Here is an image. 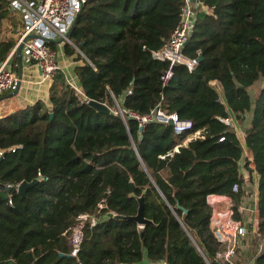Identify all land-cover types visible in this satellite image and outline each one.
Returning a JSON list of instances; mask_svg holds the SVG:
<instances>
[{"label": "trees", "instance_id": "1", "mask_svg": "<svg viewBox=\"0 0 264 264\" xmlns=\"http://www.w3.org/2000/svg\"><path fill=\"white\" fill-rule=\"evenodd\" d=\"M200 1L212 11L198 12L182 51L198 60L193 69L153 56L178 25L184 0L86 2L69 33L86 57L76 68L85 97L58 77L51 105L38 101L0 118V264H219L208 198L233 196L239 218L248 191L240 178L245 150L225 119L248 112L264 234V87L254 98L249 90L264 78V0ZM6 12L0 0V21ZM13 44H0V62ZM117 101L142 114L160 106L192 119L194 128L177 135L152 122L140 130L135 118L117 112ZM36 179L26 195L9 186ZM141 195L153 223L105 216L135 215ZM101 202L100 221L85 225L78 258L62 255L70 252L78 215L95 213ZM256 264H264V250Z\"/></svg>", "mask_w": 264, "mask_h": 264}, {"label": "built area", "instance_id": "2", "mask_svg": "<svg viewBox=\"0 0 264 264\" xmlns=\"http://www.w3.org/2000/svg\"><path fill=\"white\" fill-rule=\"evenodd\" d=\"M7 1L10 9L15 13H20L23 20L22 27L17 34L19 39L12 55L17 52L20 43H23L21 59L28 64L38 65L41 71L40 82L53 80L59 74L61 67L57 60V53L51 43L62 41L75 46L74 41L69 37V33L88 0ZM202 10L207 12L212 11L211 8L206 7L200 0H184L178 25L160 50L153 52L154 58L170 61L171 65L184 63L190 69H193L198 60L186 57L182 51L187 39L193 32L198 12ZM172 74V70H168L163 79L167 81ZM20 83L21 79L8 69L7 61L1 63L0 97L7 92H15L19 88ZM216 85L221 89L219 84ZM73 89L80 98L85 97L82 90ZM131 93L132 88L130 87L126 91V94L129 95ZM117 112L124 118H135L140 128H144L148 123L152 122L170 125L171 121L173 122L171 126L177 135L188 133L194 128V121L192 119L181 118L176 112L167 113L160 106L149 113L142 114L131 109L122 108L120 105ZM225 122L230 123L229 117L225 119ZM175 150H178V147ZM39 176H41V173H39ZM240 178L245 182L249 179L242 175ZM20 184L9 186L18 188ZM239 189L240 184L235 183L233 191L237 192ZM103 207L104 204L101 202L95 213L85 212L78 215L76 223L70 228V252L68 253L70 256L78 258L83 241L84 227L86 224L96 226L99 223V215ZM209 228L220 245V249L215 255V261L219 264H234L239 237L245 234L244 228L234 218V212L228 210L213 213L210 217ZM78 263L83 264L79 259Z\"/></svg>", "mask_w": 264, "mask_h": 264}, {"label": "crops", "instance_id": "3", "mask_svg": "<svg viewBox=\"0 0 264 264\" xmlns=\"http://www.w3.org/2000/svg\"><path fill=\"white\" fill-rule=\"evenodd\" d=\"M7 1V0H6ZM23 24L22 15L15 13L10 9L7 1V12L0 21V44L13 42V47L8 52L6 58L0 62L7 61V67L13 71L20 79L21 83L15 92H7L0 97V118L10 115L29 105H34L38 101H43L48 105L50 103V93L54 82L60 77L71 88L82 90L76 68L82 65L85 55L79 49L71 44L62 41L51 43L57 53V60L61 67L59 74L51 81H41V71L38 65L28 64L22 59L19 60L17 52L12 55L16 47L19 36L17 35ZM75 43V42H74ZM264 87V78L259 79L249 88L253 98L259 90ZM253 118L252 112L242 114L241 118H236L233 114L229 116L230 123L236 131V134L244 147L245 154L241 161V169L245 168L249 173V179L245 182L248 191L242 197V203L237 208L239 218L234 213V218L241 224L245 234L239 237L237 253L234 257V264H256V258L264 250V234L259 231L260 228V208H259V173L254 170L253 152L246 144V131L251 125ZM200 131L189 135L184 144L197 136ZM250 161V169L246 166ZM216 197V199H215ZM212 206V214L219 211H233L235 198L228 194L211 195L208 198ZM215 201V202H214Z\"/></svg>", "mask_w": 264, "mask_h": 264}, {"label": "water", "instance_id": "4", "mask_svg": "<svg viewBox=\"0 0 264 264\" xmlns=\"http://www.w3.org/2000/svg\"><path fill=\"white\" fill-rule=\"evenodd\" d=\"M73 26H72V28H73ZM71 30H70V32H71ZM190 39H191L190 37L187 39L185 45L190 41ZM22 47H23V43H20V45L18 46V49H17V57L19 60H21ZM201 59H202V56L199 57V60H201ZM88 104L90 106L94 107L95 109L101 111V112L112 113V109L106 103H103V102H100V101H97L94 99H90V100H88ZM170 125H173L172 121L170 122ZM142 129L143 128L141 127L140 130H142ZM2 157H3V153L0 156V160L2 159ZM240 174L244 177H249V173L245 168L240 169ZM36 182H38V179L34 180L32 183H27L24 181L19 185L18 188H13V190L19 192L22 195H26V189L29 186H32L33 184H35ZM138 201H139V207H138V211L135 215H121V214H117L115 212H109L105 216L109 217V218L134 220L141 227H144L148 223H153V221L148 219L144 214V195L139 196ZM177 207H179V208L183 209L185 212H187V209H185L179 203H178ZM61 254L70 256L69 254H66V253H61Z\"/></svg>", "mask_w": 264, "mask_h": 264}, {"label": "rangeland", "instance_id": "5", "mask_svg": "<svg viewBox=\"0 0 264 264\" xmlns=\"http://www.w3.org/2000/svg\"><path fill=\"white\" fill-rule=\"evenodd\" d=\"M219 91H221V89H219ZM117 110L119 109L120 103L117 101ZM3 264V263H2ZM4 264H8V263H4Z\"/></svg>", "mask_w": 264, "mask_h": 264}, {"label": "bare ground", "instance_id": "6", "mask_svg": "<svg viewBox=\"0 0 264 264\" xmlns=\"http://www.w3.org/2000/svg\"><path fill=\"white\" fill-rule=\"evenodd\" d=\"M215 199H216V197H215ZM215 202V201H214Z\"/></svg>", "mask_w": 264, "mask_h": 264}]
</instances>
